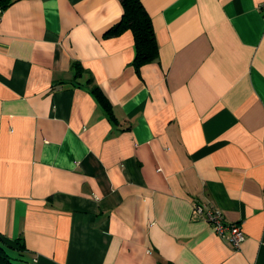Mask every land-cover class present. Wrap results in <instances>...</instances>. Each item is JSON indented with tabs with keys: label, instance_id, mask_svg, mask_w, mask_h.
<instances>
[{
	"label": "crops",
	"instance_id": "crops-1",
	"mask_svg": "<svg viewBox=\"0 0 264 264\" xmlns=\"http://www.w3.org/2000/svg\"><path fill=\"white\" fill-rule=\"evenodd\" d=\"M142 2L159 58L140 71L132 32L105 35L120 0L5 6L0 246L17 264H264V0ZM195 201L242 224L240 248Z\"/></svg>",
	"mask_w": 264,
	"mask_h": 264
},
{
	"label": "trees",
	"instance_id": "trees-1",
	"mask_svg": "<svg viewBox=\"0 0 264 264\" xmlns=\"http://www.w3.org/2000/svg\"><path fill=\"white\" fill-rule=\"evenodd\" d=\"M2 1V2H1ZM123 7V13L118 22L111 26L105 33L106 36H116L123 33L125 30H130L134 37L135 55L132 61L137 71H140L142 66L155 61L159 58V45L155 28L153 26L151 14L145 8L142 0H120ZM3 7L10 0H0ZM78 73L83 72V68L78 63L75 64ZM91 85V90L104 106L110 116H113L112 106L99 85L95 84L94 78L90 77L87 80ZM0 264H17L14 257L8 253L4 246H0Z\"/></svg>",
	"mask_w": 264,
	"mask_h": 264
},
{
	"label": "built area",
	"instance_id": "built-area-1",
	"mask_svg": "<svg viewBox=\"0 0 264 264\" xmlns=\"http://www.w3.org/2000/svg\"><path fill=\"white\" fill-rule=\"evenodd\" d=\"M4 11L5 8L0 6V24ZM193 217L211 224L218 235L231 241L234 248H240L246 238L241 223L227 221L223 211L210 203L195 201L193 204Z\"/></svg>",
	"mask_w": 264,
	"mask_h": 264
}]
</instances>
